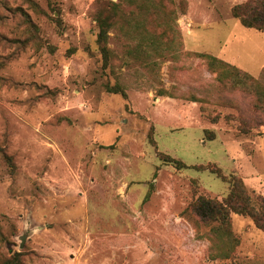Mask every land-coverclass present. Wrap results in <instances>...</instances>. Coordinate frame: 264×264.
<instances>
[{
	"label": "rangeland",
	"instance_id": "rangeland-1",
	"mask_svg": "<svg viewBox=\"0 0 264 264\" xmlns=\"http://www.w3.org/2000/svg\"><path fill=\"white\" fill-rule=\"evenodd\" d=\"M245 1L0 0V264H264L249 217L230 214L229 252L190 207L227 194L216 167L264 196V127L236 120L251 98L195 55L264 85Z\"/></svg>",
	"mask_w": 264,
	"mask_h": 264
},
{
	"label": "trees",
	"instance_id": "trees-1",
	"mask_svg": "<svg viewBox=\"0 0 264 264\" xmlns=\"http://www.w3.org/2000/svg\"><path fill=\"white\" fill-rule=\"evenodd\" d=\"M107 3L108 12L116 9L115 3L110 1ZM231 15L242 26L264 32V0H246L236 4L231 8ZM93 17L98 27L97 41L101 43L112 22L110 16L100 10ZM26 19L28 20L26 21L28 31L35 34L32 30L36 29V25L29 18ZM195 55L206 59L208 67L216 73V80L220 85L226 87L230 92L238 91L251 98L249 111L259 116L249 115L246 117L243 116L242 111H239V116L236 118L238 130L247 133L254 128L264 127V85L248 72L215 56L206 53H196ZM207 139H214L213 133H210ZM168 160L174 161L173 159ZM174 163L178 168L185 166L182 161L177 159ZM210 172L227 182V194L220 200L200 196L191 203L190 207L198 218L207 223L217 222L219 224L218 227H212L211 231L218 241L230 245V252L233 251L237 243L230 231V214L235 213L249 217L254 226L264 232V196L247 189L242 179L234 174L228 177L224 176L219 167L210 170ZM226 256H229V253H226Z\"/></svg>",
	"mask_w": 264,
	"mask_h": 264
}]
</instances>
